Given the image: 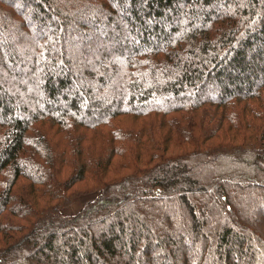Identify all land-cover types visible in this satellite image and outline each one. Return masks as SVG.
<instances>
[{
    "label": "trees",
    "instance_id": "obj_1",
    "mask_svg": "<svg viewBox=\"0 0 264 264\" xmlns=\"http://www.w3.org/2000/svg\"><path fill=\"white\" fill-rule=\"evenodd\" d=\"M0 264H264V0H0Z\"/></svg>",
    "mask_w": 264,
    "mask_h": 264
},
{
    "label": "rangeland",
    "instance_id": "obj_2",
    "mask_svg": "<svg viewBox=\"0 0 264 264\" xmlns=\"http://www.w3.org/2000/svg\"><path fill=\"white\" fill-rule=\"evenodd\" d=\"M80 82V81H79ZM96 196L94 192L80 193L74 196L70 203L62 208L61 212L65 215L78 212L86 203L91 201Z\"/></svg>",
    "mask_w": 264,
    "mask_h": 264
}]
</instances>
